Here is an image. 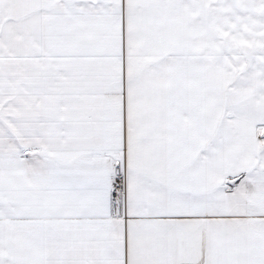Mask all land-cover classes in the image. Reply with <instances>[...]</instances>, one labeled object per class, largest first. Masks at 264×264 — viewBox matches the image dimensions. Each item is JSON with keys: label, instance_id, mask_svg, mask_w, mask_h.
I'll return each mask as SVG.
<instances>
[{"label": "snow or ice", "instance_id": "obj_1", "mask_svg": "<svg viewBox=\"0 0 264 264\" xmlns=\"http://www.w3.org/2000/svg\"><path fill=\"white\" fill-rule=\"evenodd\" d=\"M0 264H264V0H0Z\"/></svg>", "mask_w": 264, "mask_h": 264}]
</instances>
